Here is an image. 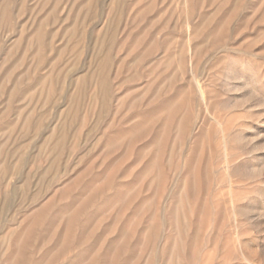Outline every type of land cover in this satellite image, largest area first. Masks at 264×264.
Masks as SVG:
<instances>
[{"label":"rangeland","instance_id":"1","mask_svg":"<svg viewBox=\"0 0 264 264\" xmlns=\"http://www.w3.org/2000/svg\"><path fill=\"white\" fill-rule=\"evenodd\" d=\"M1 176L0 263L264 264V0H0Z\"/></svg>","mask_w":264,"mask_h":264},{"label":"bare ground","instance_id":"2","mask_svg":"<svg viewBox=\"0 0 264 264\" xmlns=\"http://www.w3.org/2000/svg\"><path fill=\"white\" fill-rule=\"evenodd\" d=\"M94 52V51H93ZM105 85H106V81L104 79H101L99 82V87L100 89H102V91L105 90ZM46 144L48 145L47 141ZM48 147H50L48 145ZM53 150V152H59L61 149L64 148V143L63 142H58L54 145H52L51 147ZM255 148L252 149V151ZM251 153V152H250ZM249 153V154H250ZM229 158L228 155L224 154V166H223V170L226 172L229 169ZM227 173V172H226ZM2 176L0 177V209L3 210L7 207H13V205L15 204L14 199H15V195H16V189H11V190H6L3 191L1 189H3L1 187V182H2ZM228 178V177H227ZM228 180V179H227ZM230 181V180H228ZM229 184V183H228ZM60 193L59 190H57V192L53 193V195L51 196L50 200H47L46 202H44L42 205L35 207L34 210L28 215L24 214V218L22 219V228L19 229L18 231H14V230H9L7 232V235L5 236H10L11 238V243H10V247L8 249V251H4V255H5V259L3 261V263L0 264H24L23 261H25V263H28V244H26V242H22L25 241L23 240L28 239V238H35L37 236L41 237L43 240L46 241L45 246L47 245V241H50L51 239H53L57 233L61 232L63 234H67L70 232V225H71V221L74 219V214H66V213H57L55 215H53V218L50 217L48 210L50 209V207L52 206V197L55 196V194ZM251 207H248L246 210H236V216L237 215H243L244 217V221H249V214H251ZM44 219H48V223H49V229L44 228L41 231L37 230V224L39 223V221L44 220ZM60 223H63V228L61 230H59L60 227ZM28 225H30L28 227ZM56 225V228L54 229V226ZM238 227V226H236ZM58 229V231H57ZM2 233V232H1ZM49 252H46V255ZM48 256V255H47ZM2 262V261H1ZM103 264H114L113 261H109L107 258H105V260L102 262Z\"/></svg>","mask_w":264,"mask_h":264}]
</instances>
